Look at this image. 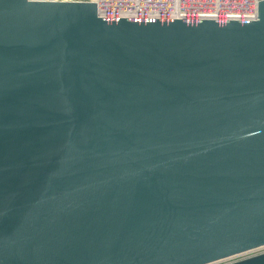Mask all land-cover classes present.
I'll list each match as a JSON object with an SVG mask.
<instances>
[{
  "label": "water",
  "instance_id": "95a60500",
  "mask_svg": "<svg viewBox=\"0 0 264 264\" xmlns=\"http://www.w3.org/2000/svg\"><path fill=\"white\" fill-rule=\"evenodd\" d=\"M263 248L264 2L211 21L0 0V264Z\"/></svg>",
  "mask_w": 264,
  "mask_h": 264
},
{
  "label": "built area",
  "instance_id": "2783aa9c",
  "mask_svg": "<svg viewBox=\"0 0 264 264\" xmlns=\"http://www.w3.org/2000/svg\"><path fill=\"white\" fill-rule=\"evenodd\" d=\"M77 2L82 0H33ZM102 18L255 21L264 0H91ZM264 253V248L216 264H230ZM237 259V260H236Z\"/></svg>",
  "mask_w": 264,
  "mask_h": 264
},
{
  "label": "rangeland",
  "instance_id": "374dc122",
  "mask_svg": "<svg viewBox=\"0 0 264 264\" xmlns=\"http://www.w3.org/2000/svg\"><path fill=\"white\" fill-rule=\"evenodd\" d=\"M69 2V1H68ZM77 2H80V1H77ZM241 259H243V257L242 258H238V260H240L241 261ZM237 260V259H236Z\"/></svg>",
  "mask_w": 264,
  "mask_h": 264
},
{
  "label": "bare ground",
  "instance_id": "6f19581e",
  "mask_svg": "<svg viewBox=\"0 0 264 264\" xmlns=\"http://www.w3.org/2000/svg\"><path fill=\"white\" fill-rule=\"evenodd\" d=\"M94 1V0H93Z\"/></svg>",
  "mask_w": 264,
  "mask_h": 264
}]
</instances>
